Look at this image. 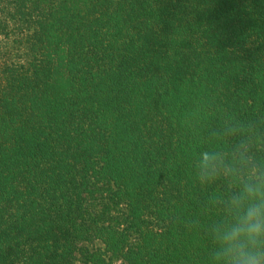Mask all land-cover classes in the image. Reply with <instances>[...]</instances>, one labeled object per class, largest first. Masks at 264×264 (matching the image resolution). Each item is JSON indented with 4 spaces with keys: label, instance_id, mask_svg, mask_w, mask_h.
<instances>
[{
    "label": "trees",
    "instance_id": "1",
    "mask_svg": "<svg viewBox=\"0 0 264 264\" xmlns=\"http://www.w3.org/2000/svg\"><path fill=\"white\" fill-rule=\"evenodd\" d=\"M224 111L264 116V0H0V264H207Z\"/></svg>",
    "mask_w": 264,
    "mask_h": 264
},
{
    "label": "clouds",
    "instance_id": "2",
    "mask_svg": "<svg viewBox=\"0 0 264 264\" xmlns=\"http://www.w3.org/2000/svg\"><path fill=\"white\" fill-rule=\"evenodd\" d=\"M217 119L193 164L199 186L222 185L201 203V215L218 214L206 228L213 245L207 264H264V116L242 119L224 111ZM183 222L188 228L200 223Z\"/></svg>",
    "mask_w": 264,
    "mask_h": 264
},
{
    "label": "rangeland",
    "instance_id": "3",
    "mask_svg": "<svg viewBox=\"0 0 264 264\" xmlns=\"http://www.w3.org/2000/svg\"><path fill=\"white\" fill-rule=\"evenodd\" d=\"M81 246L87 247L90 250H94V249H98L101 248L102 249V245L100 242H95V243H82ZM112 264H125L122 260H118V261H114Z\"/></svg>",
    "mask_w": 264,
    "mask_h": 264
}]
</instances>
